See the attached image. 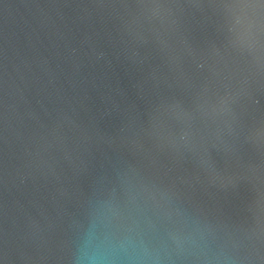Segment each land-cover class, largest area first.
I'll return each instance as SVG.
<instances>
[{"label": "water", "instance_id": "obj_1", "mask_svg": "<svg viewBox=\"0 0 264 264\" xmlns=\"http://www.w3.org/2000/svg\"><path fill=\"white\" fill-rule=\"evenodd\" d=\"M0 264H264V0H0Z\"/></svg>", "mask_w": 264, "mask_h": 264}]
</instances>
